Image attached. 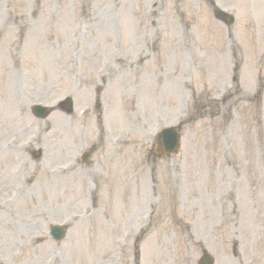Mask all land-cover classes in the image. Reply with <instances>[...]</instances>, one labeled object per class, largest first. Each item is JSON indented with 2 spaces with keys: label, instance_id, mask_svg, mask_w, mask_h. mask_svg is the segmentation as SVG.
Wrapping results in <instances>:
<instances>
[{
  "label": "rangeland",
  "instance_id": "rangeland-1",
  "mask_svg": "<svg viewBox=\"0 0 264 264\" xmlns=\"http://www.w3.org/2000/svg\"><path fill=\"white\" fill-rule=\"evenodd\" d=\"M213 12L211 0H0V264H107L144 196L159 198L151 234L122 264H196L203 250L264 263V83L256 99L220 90L233 63L246 82L264 70V33L230 45ZM66 95L72 115H31ZM155 117L179 123L178 154L145 156ZM82 142L97 148L70 185ZM49 223L67 225L60 243Z\"/></svg>",
  "mask_w": 264,
  "mask_h": 264
}]
</instances>
